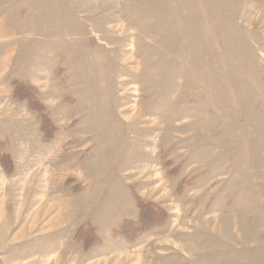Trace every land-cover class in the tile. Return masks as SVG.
Segmentation results:
<instances>
[{
	"label": "rangeland",
	"instance_id": "1",
	"mask_svg": "<svg viewBox=\"0 0 264 264\" xmlns=\"http://www.w3.org/2000/svg\"><path fill=\"white\" fill-rule=\"evenodd\" d=\"M0 264H264V0H0Z\"/></svg>",
	"mask_w": 264,
	"mask_h": 264
}]
</instances>
